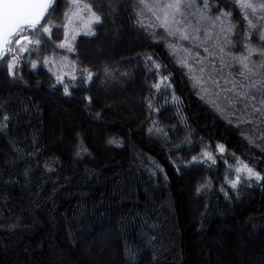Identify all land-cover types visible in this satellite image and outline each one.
Segmentation results:
<instances>
[{
    "label": "trees",
    "instance_id": "trees-1",
    "mask_svg": "<svg viewBox=\"0 0 264 264\" xmlns=\"http://www.w3.org/2000/svg\"><path fill=\"white\" fill-rule=\"evenodd\" d=\"M84 2L102 23L74 52L40 36L23 83L0 67V264H264V179L236 172L243 162L264 177V123L237 126L218 89L197 83L241 91L235 58L264 47L247 22L236 28L238 0H208L215 27L192 10L200 47L168 36L137 0ZM53 8L45 20L59 43L67 0ZM221 13L230 19L215 21Z\"/></svg>",
    "mask_w": 264,
    "mask_h": 264
},
{
    "label": "snow or ice",
    "instance_id": "snow-or-ice-1",
    "mask_svg": "<svg viewBox=\"0 0 264 264\" xmlns=\"http://www.w3.org/2000/svg\"><path fill=\"white\" fill-rule=\"evenodd\" d=\"M112 2L113 0H109L110 4ZM137 2L142 5L143 8L152 12L156 20L160 21L158 26L165 29L168 36L176 37L178 40H191L195 38V34L199 32L200 29L195 28L190 19V17L196 15V13L192 11L194 8L200 12L198 22L209 21L212 23V26L215 27V22L211 21L210 17L206 14V10L209 8L208 0H201L203 10L198 8L196 0H165L162 4H148L146 0H137ZM54 3L55 0H0V61L7 65L8 71L12 77L16 76V69L21 61L16 55H12L10 61L3 60V57L13 51L9 45L12 43L11 38L14 35L19 37L16 40L17 45L21 43V40L26 41V45L21 47L20 51L28 52L29 55L40 53L41 40L36 39L33 41L27 36H22L21 34L24 32H31L36 36H44L45 40L51 43L55 48L64 49L67 52H74L76 49L73 42L76 37L81 33L85 36L95 35L93 26L102 23L101 16L93 10L90 3H86L84 0H67L68 8L63 14L65 23L60 26L65 30L64 36L61 42L56 43L51 40L52 25L45 20V16H48L49 20L51 19L49 9L55 11L53 8ZM238 7L242 12L243 18L247 21L249 32L259 27L260 30L256 32V35L258 40L264 43V2L256 0V3H253L252 0H238ZM157 11H159L161 15H157ZM85 13L87 14L86 16ZM249 14L256 20V23H253V19H249ZM136 16L138 17L137 23L145 26L141 18L143 12L137 11ZM221 17L230 19L231 13H221L220 16L215 17V21L223 23ZM42 21L44 22L43 24ZM231 28L232 26L230 25L227 31H231ZM189 29H192V32H189ZM225 39L227 41V38ZM227 42L231 43L230 41ZM27 45H33V47L29 48ZM246 50L248 53L246 56L235 58L237 64L245 70L239 72V75L244 76L246 81L248 80V76L245 75L246 72L258 78L252 80L250 83L241 85V91H237L235 86L222 89L219 81L213 79L211 76H209L206 81L203 77L197 79V83L201 84V91L205 93V95L209 94L210 88L204 85H211L212 88L218 89V91L215 92V96L217 98H222L223 102L230 110L231 115L236 118L238 122L237 126H239V124H250L253 123V121L257 124L264 123V73L259 71L254 73L252 68L249 67V60L258 50L251 47H248ZM205 51H207V49H205ZM221 51H223V48H221ZM258 55L264 60V51H259ZM64 59L66 60L67 57ZM27 62L30 63L32 68L37 67L36 62L31 60ZM40 63L49 64L55 63V61L52 57H49L41 60ZM182 64L189 67V70L192 71L191 66H189L186 61H182ZM257 68H264V63L257 66ZM85 72H87L85 78L91 81L93 73L87 71V69H81L82 76ZM56 78L57 81L63 85L64 93L66 95H71L68 84L64 82V76L57 75ZM70 79L75 80L76 77L73 75ZM166 79L167 77L162 78L161 83H164ZM225 83H228V81H225ZM154 87L159 89L160 84H156ZM221 93H230L231 95H224L221 97ZM201 98L203 99L204 97L202 96ZM173 99L175 100L176 98L173 97ZM208 102L217 108L220 107L215 99H210ZM237 105H239V107H237ZM228 122L232 123L231 120ZM218 148L220 152L224 151L223 145H219ZM202 155L215 162L211 153L205 152ZM196 159V157H193V160ZM236 172L238 174L241 172L245 173V179L254 178L257 181L264 179L260 173L254 171V169L247 164H243V162H241L240 167L236 168ZM240 180V175H237L234 180L228 181V183H230L232 188H236Z\"/></svg>",
    "mask_w": 264,
    "mask_h": 264
},
{
    "label": "rangeland",
    "instance_id": "rangeland-1",
    "mask_svg": "<svg viewBox=\"0 0 264 264\" xmlns=\"http://www.w3.org/2000/svg\"><path fill=\"white\" fill-rule=\"evenodd\" d=\"M252 2H253V3H256V0H252ZM261 2H264V0H261ZM156 3H160V4H162V3H164V1H158V2H155V1H154L153 4H156ZM258 13H259V10H258ZM157 15H158V14H157ZM45 19H47V18H45ZM190 19H191V23H192V25H193L195 28H197V23H196V19H195V17H190ZM249 19H253V17H252L251 14L249 15ZM234 22H235V25H236V28H237V29H238V28L243 29L244 27L241 25V22H247V21H246L244 18L241 19V17H240L239 19H236V21H234ZM43 23H44V22H42V24H43ZM253 23H256V20H255V19H253ZM191 30H192V29H191ZM254 30H255V31H259L260 29H259V27H258L257 29H254ZM245 34H248V33L245 32ZM21 35H22V36H27L29 39H31V40H33V41H35L36 39L40 38V36L33 35L31 32H24V33H22ZM195 35H197V33H196ZM18 38H19V37L16 36V35H14V36L12 37V43L9 45V47H11V48L13 49V51H12L11 53H8L7 55H5V56L3 57V60H5V61H10V57H11L12 55H16V56L19 57L21 63H20V65L18 66V68L16 69V76H15V77H12L11 75H10V76H11L16 82L23 83V73H22V70H23V65H24V58L26 57V55H27L28 52H21V51H20V48L26 45V41L22 40L21 43H20L19 45H17V44H16V40H17ZM194 39L196 40V37H195ZM200 40H201V39H200ZM200 40H199V41H200ZM258 44H260V43L258 42ZM195 46L200 47L201 44L196 40V44H195ZM255 46H256V45H255ZM27 47L32 48L33 45H27ZM257 47H259V48L261 49V51H264V47H263V46L261 47L260 45H257L256 47H254V49H257V50H258V51H257V55H258V52H259V49H258ZM99 48H100V46H99L98 44H97V45H94V52H95V54L101 56V55H102V52L100 51ZM258 56H259V55H258ZM234 61H236V60H234ZM194 62H195V65H198L199 59H195ZM248 63H249V67L252 68V70H253L254 73L257 72V71H259V72H261V73H264V68H259V69L257 68V66H259V65L262 64V63H264V60H262L261 58H260V60H258V61H250V62H248ZM0 67H6V69H7V71H8L7 65L4 64L2 61H0ZM236 68H237V69H241L242 71H245V70H244L239 64L236 65ZM8 72H9V71H8ZM9 74H10V73H9ZM245 75L248 76V80H247V81L245 80V77L242 76V77H243V81H244L245 83H249L251 80H255V79L258 78V77H256V76H253L252 74L247 73V72L245 73ZM253 122H255V121H253ZM250 124H251V123H250ZM259 124H261V123H259ZM263 129H264V128H263ZM260 133H261V134H260ZM260 133H259V138H262V140H264V131H260Z\"/></svg>",
    "mask_w": 264,
    "mask_h": 264
},
{
    "label": "water",
    "instance_id": "water-1",
    "mask_svg": "<svg viewBox=\"0 0 264 264\" xmlns=\"http://www.w3.org/2000/svg\"><path fill=\"white\" fill-rule=\"evenodd\" d=\"M56 1V0H55ZM54 5V4H53ZM50 11H51V9H49V13H50ZM47 16H45V18H46ZM43 22V21H42ZM11 40H12V38H11ZM22 41V40H21Z\"/></svg>",
    "mask_w": 264,
    "mask_h": 264
}]
</instances>
